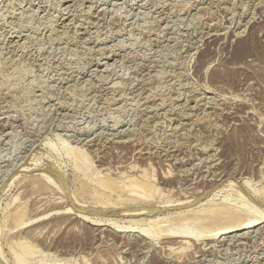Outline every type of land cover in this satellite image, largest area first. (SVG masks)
<instances>
[{"label":"rangeland","instance_id":"1","mask_svg":"<svg viewBox=\"0 0 264 264\" xmlns=\"http://www.w3.org/2000/svg\"><path fill=\"white\" fill-rule=\"evenodd\" d=\"M0 13V264L16 251L21 264H264V222L198 240L117 227L185 229L207 199L243 205L264 185V0H0ZM46 172L62 190L25 181ZM145 172L158 200L189 202L131 215L93 200L97 178ZM105 219L116 226L90 221Z\"/></svg>","mask_w":264,"mask_h":264},{"label":"bare ground","instance_id":"2","mask_svg":"<svg viewBox=\"0 0 264 264\" xmlns=\"http://www.w3.org/2000/svg\"><path fill=\"white\" fill-rule=\"evenodd\" d=\"M40 1V0H39ZM43 1V0H42ZM55 1V0H54ZM60 4V2L58 3ZM113 4V3H112ZM62 6V5H61ZM67 6V5H66ZM65 7V6H64ZM63 8V7H62ZM92 8V7H91ZM1 14V13H0ZM94 22V21H92ZM207 26V25H206ZM74 27V26H73ZM89 28V27H88ZM211 32V31H210ZM215 32V31H214ZM9 33V32H8ZM221 33V32H220ZM221 36V35H220ZM216 37V36H215ZM214 38V37H213ZM200 39V38H199ZM18 45V44H17ZM108 54V53H107ZM106 67V66H105ZM169 111V110H168ZM170 112V111H169ZM134 137V136H133ZM104 138V137H103ZM130 139V138H129ZM91 140V139H90ZM110 140V139H109ZM120 140V139H119ZM97 141V139H96ZM114 141V140H113ZM134 145V144H133ZM82 146V145H81ZM131 146V145H130ZM75 148V146H74ZM71 149V148H70ZM166 150V149H165ZM72 151V150H71ZM82 151V150H81ZM100 151V150H99ZM67 153H71V152H68ZM82 158H85L86 161L88 160V156H86L85 154H82L81 156ZM163 158V157H162ZM82 160V159H81ZM90 160V159H89ZM88 160V161H89ZM173 160V159H172ZM84 162V161H83ZM91 162V161H89ZM174 162V161H173ZM118 163V162H117ZM116 163V164H117ZM115 164V165H116ZM117 166V165H116ZM106 169V168H105ZM109 169V168H108ZM52 170H50L49 172H51ZM53 172V171H52ZM115 172V171H114ZM48 172H46L47 174ZM146 173V172H145ZM152 173V172H151ZM199 173V172H198ZM214 173V172H213ZM16 174V175H15ZM13 174V176L15 175L17 177L18 173H15ZM32 174V173H31ZM30 174V175H31ZM49 174V173H48ZM47 174V175H48ZM180 174V173H179ZM187 174V173H186ZM216 174V173H215ZM35 175L32 174L30 177H24L26 180V182H28V184L32 187L37 186V190L40 191V190H46V189H60V185L57 183V180L59 178L60 180V173H53V174H50L48 176H45L46 178H43V177H36L33 176ZM213 175V174H212ZM152 174H150V172H148V174H128V175H125V176H121L120 178H115V177H111L109 175H104L102 176L101 178H97L96 180V184H97V187L99 188V195L100 197L98 199H93L94 201L97 200L99 203H100V206H102L104 208V210L106 209H118V210H121L122 212L124 213H127V214H141V213H152L154 212V210L152 208H154L153 204L154 203H178V204H181V203H188L189 200L184 201V199L182 200L181 198L178 199H172V200H158L157 199V193L159 191V187L156 185L155 181L153 180L152 178ZM223 176V175H222ZM12 178V176H11ZM11 178L9 177V181H13L11 180ZM22 178V179H24ZM89 178V177H88ZM162 178V177H161ZM175 178V177H174ZM13 179V178H12ZM177 179V178H176ZM175 179V180H176ZM7 180V179H6ZM62 180V179H61ZM64 180V179H63ZM174 180V179H173ZM179 180V179H177ZM220 180V179H219ZM228 180V179H227ZM1 181V180H0ZM7 181L8 183H5L3 185V189H6L7 185L10 184V182ZM162 181V180H161ZM172 181V180H171ZM225 181V179H224ZM231 181V180H230ZM59 182V181H58ZM84 182V181H83ZM178 182V181H177ZM218 182V181H217ZM2 183V184H3ZM25 183V182H24ZM23 183V184H24ZM60 183V182H59ZM82 183V182H80ZM79 183V184H80ZM245 183L246 180H245ZM249 183V181H248ZM1 184V185H2ZM26 184V183H25ZM91 184V183H90ZM213 184V183H211ZM230 184V182H229ZM220 185V184H219ZM228 185V184H227ZM231 185V184H230ZM234 186H236L235 184H233ZM232 185V188L235 189V187ZM238 185V184H237ZM22 187V185H20ZM79 186V185H78ZM84 187L85 184H83ZM179 186V185H178ZM214 186V185H213ZM217 186V185H216ZM2 187V186H1ZM27 187V186H26ZM228 187V186H227ZM231 187V186H230ZM30 188V187H28ZM35 188V187H34ZM90 188V187H89ZM187 188V187H186ZM209 188V187H208ZM208 188H204V189H208ZM214 188V187H213ZM229 188V187H228ZM252 196L249 200H246L245 203L247 204H243V205H235V204H232V203H237V201L235 202H231L228 198H223V200L221 202H219L220 204H217L216 202H214L213 199H207V202L208 205L205 206V207H202V208H199L197 210H193L191 211L189 214H187L186 216H183L182 217V221L180 222L181 224H184V225H189L190 227H185V229H180V230H174V229H171L172 225L171 224H174V221L173 219H175V217H163V216H160V217H157V219H150V220H147L145 221L144 218L142 219H130L129 224L128 225H119V223L117 224V227H120V228H128V227H135L137 228V230H133V232H136V236L139 235V237L141 236L143 239L146 238V237H150V236H157L158 238L160 237L159 235H161L163 232V234H175L179 237H182V238H191L194 237V239H197L195 237H199L200 236H211L212 238L219 235H228L229 233L231 234V232H234V231H238L239 230H247V228H250V227H254L256 225H259L260 223L264 222V209L262 210L260 207L256 206L255 203H264V185L261 186V187H254L252 186ZM23 189V188H22ZM33 189V188H32ZM63 189H64V186H63ZM0 190H2V188H0ZM31 190V189H30ZM62 190V189H60ZM89 189L86 188V191H88ZM91 190V189H90ZM187 190V189H186ZM237 190V188H236ZM32 191V190H31ZM18 192V191H16ZM23 192V191H22ZM37 192V191H36ZM63 192V191H61ZM68 192V191H67ZM91 192V191H90ZM176 194L178 195V192L175 191ZM34 193V192H33ZM50 193V192H49ZM52 193V192H51ZM60 193V191H59ZM93 193V192H92ZM91 193V194H92ZM95 193V191H94ZM239 193V192H238ZM242 193L244 194V192L242 191ZM241 193V195H242ZM28 194V193H27ZM31 194V193H30ZM64 194V193H62ZM68 194V193H67ZM185 194V193H184ZM19 195V193H18ZM22 195V194H21ZM88 195V194H87ZM90 195V193H89ZM191 195V194H190ZM194 195V194H193ZM199 195V194H198ZM197 195V196H198ZM240 195V194H239ZM239 195H236V196H239ZM240 195V196H241ZM23 196V195H22ZM27 196V195H26ZM52 196V195H51ZM68 196V195H67ZM187 196V195H186ZM248 195H245L244 197H246ZM24 197V196H23ZM73 197V196H72ZM71 197V199H72ZM193 197V196H192ZM191 197V198H192ZM243 197V196H242ZM178 198V197H177ZM185 199L187 197H184ZM190 198V197H189ZM187 198V199H189ZM194 198V197H193ZM238 198V197H237ZM19 199V198H18ZM60 199V197H59ZM62 199V198H61ZM195 199H196V196H195ZM243 199V198H242ZM246 199V198H245ZM248 199V198H247ZM63 200V199H62ZM40 201V200H39ZM50 201V199H49ZM67 201V200H66ZM65 201V202H66ZM71 201V200H70ZM76 201V200H74ZM193 201V200H192ZM240 201V200H239ZM37 202V201H36ZM113 202H116V203H113ZM242 202V201H241ZM33 203V202H32ZM76 203V202H75ZM127 203V204H126ZM221 203H225V204H221ZM240 203V202H239ZM34 204V203H33ZM130 204V205H128ZM68 205V204H67ZM262 205V204H260ZM18 206V205H17ZM35 206V205H34ZM33 206V208H34ZM108 206V207H107ZM255 206L257 207V213L256 211L252 210V208H255ZM67 208H69L67 211L70 210V207L69 206H66ZM264 207V206H263ZM67 208H63V209H67ZM14 209V207H13ZM72 209V208H71ZM15 210V209H14ZM14 210H11L14 211ZM21 210V209H20ZM31 211V210H30ZM60 211V210H59ZM63 211V210H62ZM66 211V210H65ZM120 211V212H121ZM10 212V211H9ZM9 212L7 214H9ZM10 212V213H11ZM15 212V211H14ZM21 211H16L14 214L12 213L11 214V217L15 218L16 216H18L20 214ZM29 212V211H28ZM58 212V211H57ZM22 213V212H21ZM60 213V212H59ZM70 213V212H69ZM68 213V214H69ZM71 213H74V212H71ZM66 214V213H65ZM30 215V214H29ZM71 215V214H69ZM75 215V214H74ZM34 216V215H33ZM56 216V215H55ZM77 218L78 217H81L83 219H89L88 217H86L87 215H79V213H77ZM41 217V216H39ZM44 217V216H43ZM68 217H71V216H68ZM75 217V216H74ZM10 218V214H9V217L8 219ZM59 218V217H57ZM11 219V218H10ZM9 219V220H10ZM32 219V218H31ZM31 219H29L28 221H30ZM36 219V218H35ZM38 219V218H37ZM76 219V217H75ZM92 219V218H91ZM98 219V218H97ZM8 220V222H10ZM25 220V218H24ZM64 220V219H63ZM86 220V221H87ZM94 220V219H93ZM101 220V219H100ZM99 220V221H100ZM106 220V219H105ZM13 221V219H12ZM11 221V222H12ZM27 221V220H25ZM25 221H23L22 223L24 224ZM35 221V220H34ZM92 224H96V225H106L107 227H111L113 228L114 226H116V223H115V220L114 219H107L106 222L104 223H99L98 220H96V222H92V220H90ZM98 221V222H97ZM10 222V223H11ZM33 222V221H32ZM48 222V221H47ZM133 222V223H132ZM14 223V221L12 222ZM52 223V222H51ZM9 224V223H7ZM6 224V225H7ZM29 224V223H27ZM72 224V223H71ZM49 225V224H48ZM139 225V226H138ZM5 226V224H4ZM38 226V224H37ZM55 227V225H53ZM161 226H164L166 227V230L165 229H162ZM181 226V225H180ZM179 226V227H180ZM20 227H21V224H20ZM39 227V226H38ZM102 227V226H101ZM163 227V228H164ZM178 227V228H179ZM182 227V226H181ZM182 227V228H184ZM40 228V227H39ZM119 228V229H120ZM258 228V227H257ZM263 228V227H262ZM42 229V228H41ZM54 229V228H53ZM129 229V228H128ZM133 229V228H132ZM4 230V228H3ZM8 230V229H7ZM11 230V229H10ZM14 230V229H13ZM39 230V229H38ZM1 231V230H0ZM12 231V230H11ZM25 231V230H24ZM41 231V230H40ZM98 231V230H97ZM118 231H127V229L125 230H118ZM254 231V230H253ZM260 231V230H259ZM2 232V231H1ZM4 232V231H3ZM18 232V231H17ZM28 232V230H27ZM30 232V231H29ZM246 232V231H245ZM32 233V232H31ZM237 233V232H236ZM241 233L243 234V232L241 231ZM5 234V233H4ZM7 234V233H6ZM5 234V235H6ZM34 234V233H33ZM132 234V233H131ZM246 234V233H245ZM24 235V234H23ZM174 235V236H175ZM233 235V234H231ZM230 235V236H231ZM8 234L6 235L5 238L8 239ZM10 236H11V232H10ZM26 236V235H25ZM203 236V237H204ZM218 236V237H219ZM235 236V235H234ZM249 236V235H248ZM15 238V242H18L19 239L21 238V236L18 234H13V236ZM227 237V236H226ZM141 238V239H142ZM202 238V237H201ZM205 238V237H204ZM210 238V237H209ZM190 239V240H191ZM220 239V238H219ZM6 240V239H5ZM14 240V239H13ZM13 240L10 239V243L13 242ZM22 240V239H21ZM20 240V241H21ZM198 240V239H197ZM208 240V239H206ZM211 240V239H210ZM228 240V239H227ZM232 240V238H231ZM9 241V240H8ZM23 241V240H22ZM137 242V241H136ZM155 242V241H154ZM230 242V241H229ZM202 243V242H201ZM8 244V242H7ZM136 244V243H134ZM139 244V243H138ZM210 244V243H209ZM10 245V244H9ZM149 245V244H148ZM178 245V244H177ZM176 245V246H177ZM185 245V244H184ZM16 246V245H15ZM18 246H22L21 245H18ZM175 246V247H176ZM203 246V245H202ZM20 248V247H19ZM28 248V246H27ZM204 248V247H203ZM12 249V247H11ZM149 249V248H148ZM169 249V248H168ZM12 252V250H10ZM31 251V250H29ZM32 252V251H31ZM197 252V251H196ZM16 253V258H17V263L21 264L24 260H23V257H20L21 255L17 253V251L15 252ZM25 253V252H24ZM22 253V254H24ZM30 255L33 254V253H29ZM28 254V255H29ZM261 254V253H260ZM20 255V256H18ZM13 256L14 255V252H13ZM25 256V255H24ZM167 257V256H166ZM255 257V256H254ZM15 258V259H16ZM28 258V257H27ZM0 260H2L3 262L6 263V260L4 258V255H3V251H2V246L0 245ZM1 262V261H0ZM66 262V261H65ZM58 262H54L53 261V264H57ZM4 264V263H3ZM24 264V263H23ZM60 264V263H59ZM66 264V263H65Z\"/></svg>","mask_w":264,"mask_h":264}]
</instances>
